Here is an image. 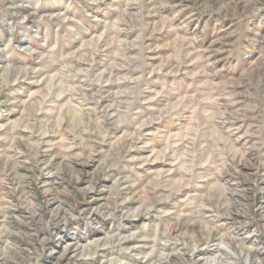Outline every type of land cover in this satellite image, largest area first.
Here are the masks:
<instances>
[{"label":"rangeland","instance_id":"rangeland-1","mask_svg":"<svg viewBox=\"0 0 264 264\" xmlns=\"http://www.w3.org/2000/svg\"><path fill=\"white\" fill-rule=\"evenodd\" d=\"M0 264H264V0H0Z\"/></svg>","mask_w":264,"mask_h":264}]
</instances>
